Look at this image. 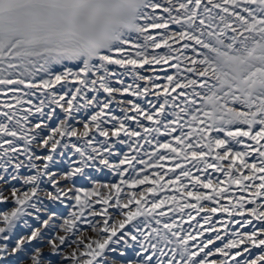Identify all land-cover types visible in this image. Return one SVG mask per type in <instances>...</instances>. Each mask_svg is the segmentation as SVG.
I'll use <instances>...</instances> for the list:
<instances>
[{"label": "snow or ice", "instance_id": "obj_1", "mask_svg": "<svg viewBox=\"0 0 264 264\" xmlns=\"http://www.w3.org/2000/svg\"><path fill=\"white\" fill-rule=\"evenodd\" d=\"M0 264H264V0H0Z\"/></svg>", "mask_w": 264, "mask_h": 264}]
</instances>
